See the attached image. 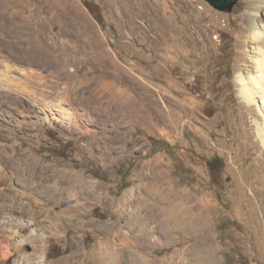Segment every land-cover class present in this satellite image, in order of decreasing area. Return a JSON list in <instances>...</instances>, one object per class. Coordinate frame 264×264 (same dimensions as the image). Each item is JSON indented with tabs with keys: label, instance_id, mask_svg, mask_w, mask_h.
I'll return each mask as SVG.
<instances>
[{
	"label": "rangeland",
	"instance_id": "374dc122",
	"mask_svg": "<svg viewBox=\"0 0 264 264\" xmlns=\"http://www.w3.org/2000/svg\"><path fill=\"white\" fill-rule=\"evenodd\" d=\"M248 2L0 0V264H264ZM174 204L207 225L172 230Z\"/></svg>",
	"mask_w": 264,
	"mask_h": 264
},
{
	"label": "bare ground",
	"instance_id": "6f19581e",
	"mask_svg": "<svg viewBox=\"0 0 264 264\" xmlns=\"http://www.w3.org/2000/svg\"><path fill=\"white\" fill-rule=\"evenodd\" d=\"M247 14L248 25L244 29L243 37L238 43L240 58L238 60V64L234 68V81L236 83L238 96L241 101L247 106H253L257 112V116L252 119L253 134H255L256 140L259 142L260 147L264 152V0H249L247 5ZM31 190V193L36 196L42 194V191H37L34 186H31ZM39 197L46 202L50 199L45 195ZM46 204L47 203H44L42 207H45ZM3 207L4 205L2 208ZM194 209L192 207L184 208L180 205L177 206L174 204L170 208L165 207V209L160 213L162 215L167 214V218L173 223V226H171L172 230L175 229L176 231H181L190 229L192 232L194 231L197 233L204 229L207 222L203 218L199 217L200 213H198V211L195 212ZM44 211H46L44 214H46L47 217L51 219L53 218L49 209ZM32 213H37V211ZM62 224L68 223L62 221ZM35 225L40 226L36 223V221ZM30 227L31 222L26 227H22V229H20L23 232L21 235L22 242H32L38 240V234L32 233L34 229H30ZM41 227L44 228V225L42 224ZM50 227L52 228V224H50ZM168 228L170 227L168 226ZM3 244L8 246L10 241L7 240L1 233L0 245ZM4 251V254L8 253L7 248ZM55 264H59V261Z\"/></svg>",
	"mask_w": 264,
	"mask_h": 264
},
{
	"label": "water",
	"instance_id": "95a60500",
	"mask_svg": "<svg viewBox=\"0 0 264 264\" xmlns=\"http://www.w3.org/2000/svg\"><path fill=\"white\" fill-rule=\"evenodd\" d=\"M205 1H207L213 8L222 12H230L233 6L237 2V0H205Z\"/></svg>",
	"mask_w": 264,
	"mask_h": 264
},
{
	"label": "trees",
	"instance_id": "16d2710c",
	"mask_svg": "<svg viewBox=\"0 0 264 264\" xmlns=\"http://www.w3.org/2000/svg\"><path fill=\"white\" fill-rule=\"evenodd\" d=\"M221 164H218L216 158H213L211 159L209 162H208V167L210 169V171L214 172V170L218 169V168H221L222 166H220ZM220 166V167H219Z\"/></svg>",
	"mask_w": 264,
	"mask_h": 264
}]
</instances>
